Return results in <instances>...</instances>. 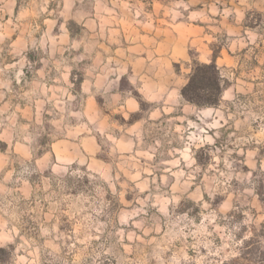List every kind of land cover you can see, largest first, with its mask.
<instances>
[{"label":"rangeland","instance_id":"1","mask_svg":"<svg viewBox=\"0 0 264 264\" xmlns=\"http://www.w3.org/2000/svg\"><path fill=\"white\" fill-rule=\"evenodd\" d=\"M216 65L215 106L179 90ZM0 264H264V0H0Z\"/></svg>","mask_w":264,"mask_h":264},{"label":"trees","instance_id":"2","mask_svg":"<svg viewBox=\"0 0 264 264\" xmlns=\"http://www.w3.org/2000/svg\"><path fill=\"white\" fill-rule=\"evenodd\" d=\"M225 89V80L216 65L215 57L210 62H193L186 83L179 93L184 101L197 107L215 106ZM0 250L3 248L0 247Z\"/></svg>","mask_w":264,"mask_h":264}]
</instances>
